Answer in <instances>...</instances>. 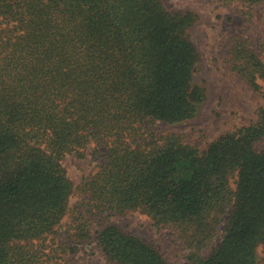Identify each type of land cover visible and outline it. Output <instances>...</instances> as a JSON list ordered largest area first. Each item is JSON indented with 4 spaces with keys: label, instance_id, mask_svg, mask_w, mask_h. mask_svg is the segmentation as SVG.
Masks as SVG:
<instances>
[{
    "label": "trees",
    "instance_id": "16d2710c",
    "mask_svg": "<svg viewBox=\"0 0 264 264\" xmlns=\"http://www.w3.org/2000/svg\"><path fill=\"white\" fill-rule=\"evenodd\" d=\"M195 18L163 0H0V264H95L73 258L93 241L110 264H177L103 225L132 211L188 250L183 264H256L264 105L203 149L149 127L194 117L206 97L192 82ZM228 59L264 85L263 48L233 36ZM88 153L102 162L70 205L63 158Z\"/></svg>",
    "mask_w": 264,
    "mask_h": 264
},
{
    "label": "rangeland",
    "instance_id": "374dc122",
    "mask_svg": "<svg viewBox=\"0 0 264 264\" xmlns=\"http://www.w3.org/2000/svg\"><path fill=\"white\" fill-rule=\"evenodd\" d=\"M170 11L190 10L195 21L188 30L189 39L199 53L192 69V82L205 89L206 97L199 103L194 117L176 123L154 121L149 127L157 132H174L183 140L200 149L221 133L257 119V108L264 105V85L254 88L231 67L228 59L229 44L233 36L245 38L254 50L264 49V4L247 7L241 3L223 5L214 0H163ZM264 150V139L257 144ZM102 158L87 154L77 157L67 154L63 166L74 185L70 205L80 198L78 187L83 178L98 169ZM115 224L125 234L155 245L166 259L177 264L185 262L187 249L174 240L167 229L158 228L152 219L139 211L111 216L103 225ZM100 227H95L94 233ZM90 245L80 246L73 255L77 263L110 264ZM213 245V244H212ZM210 252V248L205 250ZM256 264H264V243L256 247Z\"/></svg>",
    "mask_w": 264,
    "mask_h": 264
}]
</instances>
